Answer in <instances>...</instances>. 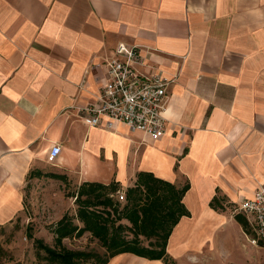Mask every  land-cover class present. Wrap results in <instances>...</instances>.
Returning <instances> with one entry per match:
<instances>
[{
    "label": "crops",
    "instance_id": "obj_1",
    "mask_svg": "<svg viewBox=\"0 0 264 264\" xmlns=\"http://www.w3.org/2000/svg\"><path fill=\"white\" fill-rule=\"evenodd\" d=\"M121 44L138 47L144 81L171 82L158 140L105 118L91 127L82 111ZM140 172L189 186L170 264L225 259L231 243L214 242L228 223L247 237L234 216L247 218L240 205L264 183V0H0V227L26 203L62 218L65 185L50 175L125 194ZM247 245L241 263L264 259V245ZM108 264L167 263L124 254Z\"/></svg>",
    "mask_w": 264,
    "mask_h": 264
},
{
    "label": "trees",
    "instance_id": "obj_2",
    "mask_svg": "<svg viewBox=\"0 0 264 264\" xmlns=\"http://www.w3.org/2000/svg\"><path fill=\"white\" fill-rule=\"evenodd\" d=\"M50 178L67 186L64 176L50 175ZM188 189V185L177 188L151 173L140 172L134 185L126 189L125 201L119 203L114 198L119 190L117 183H83L73 194L75 219L81 226L64 213L53 227L55 246L51 248L39 239L33 240V246L45 254L49 264H108L124 254L170 264L166 253L168 238L182 217H190L182 203ZM234 220L248 234L247 219L237 214ZM84 234L97 240L102 254L71 250L62 243Z\"/></svg>",
    "mask_w": 264,
    "mask_h": 264
},
{
    "label": "built area",
    "instance_id": "obj_3",
    "mask_svg": "<svg viewBox=\"0 0 264 264\" xmlns=\"http://www.w3.org/2000/svg\"><path fill=\"white\" fill-rule=\"evenodd\" d=\"M115 54L118 59L106 62L108 82L101 89L96 103L82 111L89 116L88 124L97 126L101 118L106 126L116 122L126 126L131 132L142 133L152 140H158L165 132L167 119L164 117V99L166 88L171 83L160 74L153 75L150 81H144L134 70L139 65L137 46L119 45ZM60 154V147L54 146L50 158ZM116 200L125 201L123 192H117ZM253 230V238L248 242L253 246L264 245V183L254 191L252 197L240 205ZM246 218V219H247Z\"/></svg>",
    "mask_w": 264,
    "mask_h": 264
},
{
    "label": "rangeland",
    "instance_id": "obj_4",
    "mask_svg": "<svg viewBox=\"0 0 264 264\" xmlns=\"http://www.w3.org/2000/svg\"><path fill=\"white\" fill-rule=\"evenodd\" d=\"M74 193L75 190L73 188L68 187V185L65 186L64 202L67 206L65 213L74 219V224L81 226L75 219L76 206L73 198ZM37 204L38 209L32 210V207L26 203L27 211L24 212V215L22 214L9 224L0 227V264H49L45 259V254L42 251L35 250L33 240L39 239L45 245L53 248L55 246V237L52 231L58 216L50 214L51 211H43L39 205L40 203ZM230 210L233 214H236L233 208H230ZM248 218L250 217L248 216ZM247 232V237L243 236L242 233L240 234L237 226L228 223L223 228V231L217 232L214 243H231L230 255L225 257V259L222 257L210 258L211 261L199 257L198 261H193L192 264H243L237 252L244 250L241 245H247L249 243L248 240L253 238V230L249 222ZM203 234L202 230H197L189 243H199L198 239ZM29 235H31V238ZM226 237L227 241H223ZM62 243L66 248L71 250L92 251L98 254H102L103 252L97 240L91 238L89 234L64 239ZM247 247L248 249L250 248L248 245ZM253 262L254 264H260L261 262L264 264V259L260 256H253Z\"/></svg>",
    "mask_w": 264,
    "mask_h": 264
}]
</instances>
